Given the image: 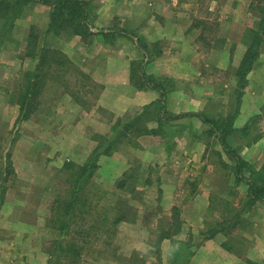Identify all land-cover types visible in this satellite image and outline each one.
<instances>
[{"label":"rangeland","instance_id":"1","mask_svg":"<svg viewBox=\"0 0 264 264\" xmlns=\"http://www.w3.org/2000/svg\"><path fill=\"white\" fill-rule=\"evenodd\" d=\"M252 1L194 0L195 9L192 10L185 4L176 9L172 0H154V5L150 7L153 21H156L154 24H157L156 28L151 27L155 32L153 36H166L164 25L169 27L166 29L171 36V32H175V28L171 27L177 17L178 26L174 25L178 35L196 36L194 48L201 51L200 55H196V61L201 58L207 75L218 76L212 68L205 69L207 61L213 62L216 58L215 52L210 56L207 51L217 50L225 43L231 50L239 44L246 48V53L249 47L250 50H258L255 65L259 64L262 54L260 65H264V38L259 43L256 36V32L261 30L262 12ZM11 22L0 18V260L11 264H187V256L192 251L187 244H178L176 257L172 255L171 248L165 251L162 245L160 248V240L165 233L176 232L179 220L182 223L185 218L178 209L168 215V203L166 200L163 203L161 169L157 167L159 163L154 164L161 156L151 158L144 154L142 157L132 150V147L137 149L140 146L152 148L157 141L140 140L145 130L143 121L124 127L121 126L122 119L111 121L113 116L97 105L100 88H93L90 84L84 89L78 88L85 82L78 72L81 67L77 63L70 59L72 64L68 68L71 72L66 76L70 88L67 90L88 113L93 112L103 119L105 125L98 127L97 133H90L85 127L74 129L72 119L62 130V121L49 116L50 111L53 114L55 109L54 94L57 92L52 86L47 87L42 97L37 99L40 100L39 105L33 102L28 105L29 108L26 106V111L33 108L31 120L35 121V125L32 124L35 129L28 126L27 121L17 120L18 106L4 104L11 94L19 98L24 76L31 71L27 67L31 61L30 51L34 56V49L28 46V36L42 35L41 30L34 28L28 34H17L20 36L17 38L12 32H4ZM19 28L22 29L23 25ZM53 28L61 33L70 32L74 27L68 29L64 24L55 23ZM81 30L85 31V28ZM53 40L52 36L51 46L60 44L61 40L55 43ZM164 41L151 42V45L161 48L165 46ZM43 43L40 40V49ZM144 44L147 45L145 41ZM54 63L57 68L58 63ZM239 71L243 69L231 67L220 74L221 79L226 80L227 89L211 102L210 109L206 111L208 118L218 115V119L230 124L238 113L249 82L248 77L247 82L242 79ZM49 77L51 79V75ZM254 80L264 83V72L260 71ZM173 84L171 80L166 82L169 89ZM158 110H153L148 116L154 117ZM251 124L233 139L251 142L261 137L264 111L252 119ZM218 130L223 133L220 127ZM59 131L63 133L61 136H52ZM156 133L159 141L167 140L163 129H158ZM203 135L213 145L210 155L213 165L209 172L201 174L202 178L206 176L207 183H199V188L209 186L216 203L210 210L204 231L207 237L219 227L228 231L237 212L245 215L244 211L251 206L245 200L232 207L227 198L218 199L219 193H229L230 198L239 203V196L234 197L238 181L236 162L224 163L220 151L216 149L222 148L220 143L224 148L222 138L217 139L216 134L210 131ZM72 163L87 168L82 169ZM166 174L173 178L178 173L167 171ZM184 179L186 182V175ZM191 184L196 190L198 183L194 181ZM220 212L221 218L218 217ZM239 221L238 228L241 230L237 235L230 233L228 243L244 254L248 240L240 231L252 221L246 216L239 217ZM133 222L135 224H131ZM204 236L201 234L195 242Z\"/></svg>","mask_w":264,"mask_h":264},{"label":"crops","instance_id":"2","mask_svg":"<svg viewBox=\"0 0 264 264\" xmlns=\"http://www.w3.org/2000/svg\"><path fill=\"white\" fill-rule=\"evenodd\" d=\"M84 1L87 2L89 15L86 20L88 26L81 34L52 32L54 7L43 2L28 3L24 7L25 13L23 12L15 20L11 32L19 38L17 34H28V31L35 28L42 32V35L36 36H56L54 43L57 40L61 41L54 46L81 67L78 72L81 73L85 83L78 88L84 89L88 84L93 88L99 87L101 91L97 105L108 115L113 116L111 121L122 119V127L137 121L144 122L145 130L140 135V140H156L157 143L152 148L139 145L137 149L132 147V150L142 157L144 154H148L151 158L161 156L156 158L154 164L159 163L157 167L161 169L160 185L163 203L165 200L168 203V215L178 209L185 217L177 234L161 240L160 248L162 245L163 251L171 248L172 255L176 257L178 244L184 243L192 248L187 256V264H264V201H257L251 208L244 211L245 215L238 211L233 224H229L228 231L224 227H219L212 237H206L204 231L208 224V216L216 203L209 186L199 188L202 182L203 185L207 183L206 176L202 178L201 174L209 172L213 165L210 162L213 145L204 139L203 134L210 131L211 134H216L217 139L220 138V132H212V126L199 114L208 117L206 111L210 109L211 102L227 89L226 80L221 79L220 74L231 67H239L246 48L239 44L236 49L231 50L225 43L217 50L215 48L213 51L208 50L207 54L211 56L210 53L215 52L216 58L213 62L207 61L205 69L212 68L218 76L207 75L201 58L198 62L196 61V55L201 54V51H196L194 48L193 40L196 36L191 34L179 36L175 26H178L177 17L174 18L175 25L171 27L175 28L171 36L166 29L169 27L165 25L163 29L167 33L166 36H157V34L153 36L155 32L151 27L156 28L157 24H154L156 21H153L150 7L154 5V0L152 2L146 0ZM172 4L176 9L184 4L187 8L195 9L194 0L185 2L172 0ZM19 25H23V28H19ZM82 36L90 37L84 39ZM163 39H165V46L156 48L151 45V42ZM40 55L38 48L34 56H30L31 61L27 62V69L34 71L37 68ZM262 59L263 54L260 56L259 64L257 62L248 73V88L241 99L239 111L232 124V128L236 130L230 131L225 137L228 146L236 149L237 154L256 169L264 165V130L261 137L258 136L251 142H242L233 137L238 132H242V129L264 110V83L254 80L260 71L264 72V65H260ZM70 72L71 69L68 74ZM66 76L47 80L45 88L52 86L54 90H57L54 94L55 109L53 114L50 111L49 116L62 121V130L70 124L72 119L74 129L85 127L90 130V133H97L96 129L105 125L103 119L93 112L88 113L82 103L67 90L70 86L66 82ZM169 80L174 82L170 89L166 86ZM2 102L4 103V100ZM4 104L18 106L17 120L27 121L28 126L35 129L32 125H35V121L33 122L31 118L22 119L18 103L12 102L11 98H6ZM157 109H159L158 113L156 112L154 117L148 116ZM216 116L215 119H218L219 116ZM160 128L167 136V140L163 142L159 141V135H156ZM62 134L59 131L52 136L57 137ZM220 145L222 148L216 147V149L220 151L223 161L233 164L230 155L221 143ZM167 171H176L178 174L169 178ZM185 175L186 182H184ZM244 175L242 181L236 182L234 189L238 193L237 195L235 192L234 197L239 196V203L230 198L229 193H219L218 199L227 198L231 201L232 207H236L245 200L248 202L250 194L247 181L250 174L246 172ZM198 176L202 178V181L197 178ZM209 180L212 181V178ZM194 181L198 183L196 190L191 187ZM208 183L210 185V182ZM243 216L252 221L246 229L240 231L248 240L244 254L228 243L230 233L237 235L241 230L238 228V223L239 217ZM218 217H222V212ZM201 234L204 237L195 242ZM0 264L11 263L3 262L1 259Z\"/></svg>","mask_w":264,"mask_h":264},{"label":"trees","instance_id":"3","mask_svg":"<svg viewBox=\"0 0 264 264\" xmlns=\"http://www.w3.org/2000/svg\"><path fill=\"white\" fill-rule=\"evenodd\" d=\"M30 2H43L50 4L54 7V11L52 13L53 23L51 26V31L58 33L54 30V24H64L68 29L73 26L74 28L67 33H79L81 34L83 29L86 28L88 25L86 24V20L89 15V8L87 2L84 0H0V18L5 20L12 21L10 27L4 29V32H11L12 28L14 27L15 20L22 14L23 8ZM253 5L258 7L260 12H262V18L260 22V31L256 32V36L258 37V42L262 41L264 38V0H253ZM9 22V21H8ZM7 22V24H8ZM3 32V33H4ZM27 39L28 46H32L34 49L33 53H36L37 48L40 47V40H42L43 47H41L40 52L41 55L39 64L34 71H28L24 76L23 87L19 90V98H15L11 94L12 102H16L20 105L22 119H29L31 118L33 108H30L29 111H26V106L29 104L32 105L33 102L39 105L40 97H42V93L46 91V84L47 80L50 78L51 75L52 79H58L59 76H66L68 71L71 68H68L72 63L68 56L60 51L55 46H51V37L52 36H28ZM56 36H53L55 38ZM85 37V36H83ZM50 45V46H48ZM253 51V52H252ZM30 54L32 55L31 51ZM259 51L258 50H249L244 55L241 64L239 66V70L243 69L241 73L242 79L247 82V75L255 66L256 58H258ZM61 59V60H59ZM58 63V67L56 68L53 66L52 63ZM55 64V63H54ZM56 68V69H54ZM24 88V91H23ZM35 100V101H34ZM29 108V106H28ZM264 111V110H263ZM202 118L208 122L212 126V132H216L220 127L223 131L220 132V138H222V143L224 144V149L227 151L228 155H230L231 159L236 162V172L238 181H242L245 177L246 171L249 173L248 185H249V194L250 200L248 201L250 206L255 204L257 201H264V165L256 169L254 168L249 162H247L244 158L237 154L236 149H232V147L228 146L225 137L230 131H235L236 129L232 128L233 120L236 115L233 116L231 119L230 124L224 122L222 119H215V118H208L204 114H199ZM252 124L250 123L248 126L242 129V132L250 128ZM258 138V137H257ZM256 138V139H257ZM227 164L226 162H224ZM74 166L81 167V165H77L72 163ZM87 168V166L81 167ZM178 228L176 232H168L165 233L162 239L166 237H173L178 231L181 229V221L178 222ZM217 230H215L216 233ZM214 232L208 237H212ZM161 239V240H162ZM160 240V241H161ZM61 248V246H60ZM64 252L66 253V246L64 247ZM62 251V253H64ZM64 253L65 256H67ZM153 264V263H151Z\"/></svg>","mask_w":264,"mask_h":264}]
</instances>
